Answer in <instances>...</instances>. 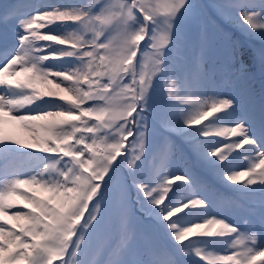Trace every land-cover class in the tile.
<instances>
[{
	"label": "snow or ice",
	"instance_id": "1",
	"mask_svg": "<svg viewBox=\"0 0 264 264\" xmlns=\"http://www.w3.org/2000/svg\"><path fill=\"white\" fill-rule=\"evenodd\" d=\"M0 264H264V0H0Z\"/></svg>",
	"mask_w": 264,
	"mask_h": 264
},
{
	"label": "rangeland",
	"instance_id": "2",
	"mask_svg": "<svg viewBox=\"0 0 264 264\" xmlns=\"http://www.w3.org/2000/svg\"><path fill=\"white\" fill-rule=\"evenodd\" d=\"M46 3H56L57 0H43ZM7 130L13 135L17 136L20 139L28 140L30 139V132L27 129L22 128L18 123L12 122L11 124L6 125ZM22 203V201H21Z\"/></svg>",
	"mask_w": 264,
	"mask_h": 264
}]
</instances>
